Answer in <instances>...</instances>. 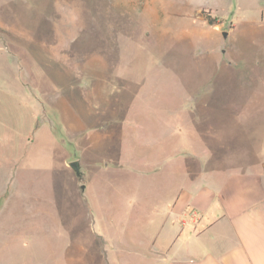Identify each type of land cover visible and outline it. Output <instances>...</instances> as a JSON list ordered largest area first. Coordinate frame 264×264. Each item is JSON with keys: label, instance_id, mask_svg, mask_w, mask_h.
Returning a JSON list of instances; mask_svg holds the SVG:
<instances>
[{"label": "rangeland", "instance_id": "374dc122", "mask_svg": "<svg viewBox=\"0 0 264 264\" xmlns=\"http://www.w3.org/2000/svg\"><path fill=\"white\" fill-rule=\"evenodd\" d=\"M262 166L264 0H0V264L137 261Z\"/></svg>", "mask_w": 264, "mask_h": 264}, {"label": "crops", "instance_id": "0c3cea01", "mask_svg": "<svg viewBox=\"0 0 264 264\" xmlns=\"http://www.w3.org/2000/svg\"><path fill=\"white\" fill-rule=\"evenodd\" d=\"M158 235L169 237L166 246L151 244L137 261L122 264H264V166L193 186Z\"/></svg>", "mask_w": 264, "mask_h": 264}, {"label": "water", "instance_id": "95a60500", "mask_svg": "<svg viewBox=\"0 0 264 264\" xmlns=\"http://www.w3.org/2000/svg\"><path fill=\"white\" fill-rule=\"evenodd\" d=\"M227 32H222V37L225 39L226 37H227ZM71 166H74V167H76V165L75 164H71ZM77 171V170H76Z\"/></svg>", "mask_w": 264, "mask_h": 264}]
</instances>
